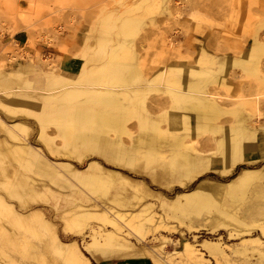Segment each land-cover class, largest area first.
<instances>
[{
    "label": "rangeland",
    "instance_id": "obj_1",
    "mask_svg": "<svg viewBox=\"0 0 264 264\" xmlns=\"http://www.w3.org/2000/svg\"><path fill=\"white\" fill-rule=\"evenodd\" d=\"M259 6L0 0V264H264Z\"/></svg>",
    "mask_w": 264,
    "mask_h": 264
},
{
    "label": "bare ground",
    "instance_id": "obj_2",
    "mask_svg": "<svg viewBox=\"0 0 264 264\" xmlns=\"http://www.w3.org/2000/svg\"><path fill=\"white\" fill-rule=\"evenodd\" d=\"M263 50L264 49V45L260 42V41H258L257 42V44L256 45H254V47H253V49H252V51L253 50ZM259 54V53H258ZM254 55V54H253ZM256 55V54H255ZM259 56V55H258ZM258 58V57H257ZM260 63V62H259ZM259 70H261V69H259ZM258 74V73H257ZM203 100H204V102L202 103V108H204V109H206L207 111H209L212 115H214V114H216L217 113V106H216V103L214 102V100H211L210 98H209V96H208V94L206 95H204L203 97ZM104 118L106 119V120H108V121H112V119H113V115H109V114H107V113H105L104 114ZM51 119L52 120H55V118L53 117V116H51ZM72 120H74V113H70L69 115H68V117H65V118H61L60 120H59V123H63V122H65L66 124H69V122H70V124H72L71 123V121ZM51 121V120H50ZM75 121V120H74ZM73 125V124H72ZM68 126V125H67ZM120 127H121V130H123V131H125V126L124 125H120ZM71 128H72V126H71ZM70 129V128H69ZM68 128H66V133H68V130H69ZM69 134H70V131H69ZM264 137V136H263ZM261 145V144H260ZM54 239L55 240H57V243H59V244H65V243H63L62 241H61V243L59 242V240H58V238H57V236L56 235H54ZM189 245H186V247H188ZM191 247V246H190ZM187 249V248H186ZM188 251H190V253H194V252H196V250H194L193 248L192 249H190V250H188ZM196 255V254H195Z\"/></svg>",
    "mask_w": 264,
    "mask_h": 264
},
{
    "label": "crops",
    "instance_id": "obj_3",
    "mask_svg": "<svg viewBox=\"0 0 264 264\" xmlns=\"http://www.w3.org/2000/svg\"><path fill=\"white\" fill-rule=\"evenodd\" d=\"M259 1L264 2V0H259ZM245 8H246V10L243 12L244 18H246V16H247L248 0H245ZM256 10L257 11L259 10V12H264V7L259 6V7H257Z\"/></svg>",
    "mask_w": 264,
    "mask_h": 264
},
{
    "label": "trees",
    "instance_id": "obj_4",
    "mask_svg": "<svg viewBox=\"0 0 264 264\" xmlns=\"http://www.w3.org/2000/svg\"><path fill=\"white\" fill-rule=\"evenodd\" d=\"M244 167H246V166H238V167H237V170H239V169H241V168H244ZM201 179H203V177H200L199 179H197V180L191 185V188H193V187L196 185V183H197L199 180H201ZM177 189H179V188H177Z\"/></svg>",
    "mask_w": 264,
    "mask_h": 264
}]
</instances>
